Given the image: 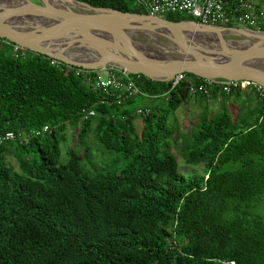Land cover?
<instances>
[{"label":"trees","instance_id":"trees-1","mask_svg":"<svg viewBox=\"0 0 264 264\" xmlns=\"http://www.w3.org/2000/svg\"><path fill=\"white\" fill-rule=\"evenodd\" d=\"M77 1L145 14L135 0ZM185 76L171 90L138 75L143 95L166 102L163 111L149 107L138 134L142 97L117 105L49 58L0 46V133L50 128L0 146V264H264V100L250 91L255 100L234 118L226 103L241 92L215 89L222 109L208 117V97L195 93L201 116L179 138L167 117L191 95L189 82L204 81ZM87 109L95 116L84 120ZM67 125L78 129L74 147ZM175 149L205 171L185 177ZM99 152L106 158L96 162Z\"/></svg>","mask_w":264,"mask_h":264},{"label":"water","instance_id":"water-1","mask_svg":"<svg viewBox=\"0 0 264 264\" xmlns=\"http://www.w3.org/2000/svg\"><path fill=\"white\" fill-rule=\"evenodd\" d=\"M65 1L75 7L56 6L48 0H0V38L84 70L112 67L157 82H170L183 73L207 81H246L264 88L262 31L170 22ZM191 32L206 38H192ZM253 33L258 36L250 41Z\"/></svg>","mask_w":264,"mask_h":264},{"label":"built area","instance_id":"built-area-1","mask_svg":"<svg viewBox=\"0 0 264 264\" xmlns=\"http://www.w3.org/2000/svg\"><path fill=\"white\" fill-rule=\"evenodd\" d=\"M137 6L146 15L160 19L174 14H180L190 18L203 26L219 27L224 29H245L260 31L264 24V0H135ZM9 45L13 55L24 57L31 52L5 39L0 38L1 45ZM51 66L59 68L63 73H74L75 77L93 92H102L115 97L117 105L130 97H146L137 87L138 75H133L125 70L112 67H104L98 71L84 70L72 67L58 60L49 58ZM104 73L107 77H104ZM183 73L177 74L171 81V90L179 83L186 80ZM190 91L202 93L211 97L212 91L220 89L225 94L253 90L260 99L264 100V88L246 81H207L194 85L189 82ZM135 114L139 118H146L152 114L149 107L137 106ZM83 119L87 120L95 116L91 109L82 110ZM50 132L48 126L32 130L28 135L13 133L10 131L0 133V146L16 140L27 141L30 137H39ZM231 264H234L233 262Z\"/></svg>","mask_w":264,"mask_h":264},{"label":"rangeland","instance_id":"rangeland-1","mask_svg":"<svg viewBox=\"0 0 264 264\" xmlns=\"http://www.w3.org/2000/svg\"><path fill=\"white\" fill-rule=\"evenodd\" d=\"M32 1L35 2V0H32ZM225 38L236 40V41L242 40V38L230 37V36H225ZM139 40L142 42H145L144 38H139ZM200 40L204 41V39H200ZM160 44L167 45L164 42H160ZM104 77H107L106 73H104ZM142 105L150 107V108H158L163 111L165 109L166 102H165L164 97H160L152 101H148L147 103L142 104ZM208 106H209L208 107V117H212L218 114L222 109L221 105L218 103L217 104L210 103L208 104ZM238 106L239 105L237 103H234L232 106L230 105L228 106V109L234 118L236 117ZM203 107L204 105L200 103L199 97L196 96L195 93L191 92V95L188 97L187 101L183 103L174 114L168 115L167 117L168 125L175 124L179 138L186 136V135H190L196 129V125L199 121V117L201 116ZM162 111L161 112L159 111L157 115H161ZM135 127H136V132L139 134L143 127V123L141 119L138 118V122H136ZM77 130L78 129L76 127H70L69 125L66 126L65 133L67 135V142H66L67 147H74L77 145ZM94 147L95 146H93V148ZM63 153H64V148H63ZM173 154L175 155L177 159L179 172L183 174L185 177H190L192 175H201L206 169L204 164H201L198 166L186 164L180 152H178V150L176 151V149L174 150ZM101 156H104L106 158V155L99 152L95 156L96 157L95 161ZM8 160L11 164L15 165V162L12 158L9 157Z\"/></svg>","mask_w":264,"mask_h":264},{"label":"crops","instance_id":"crops-1","mask_svg":"<svg viewBox=\"0 0 264 264\" xmlns=\"http://www.w3.org/2000/svg\"><path fill=\"white\" fill-rule=\"evenodd\" d=\"M252 92L253 90H247V91H243V92H241V94L239 95V97L236 99V98H234V97H232L231 99H229L228 100V102L226 103L227 104V107L230 105V106H232L234 103H237L239 106H238V108L240 107V104L243 102V101H245L246 100V98L248 97V96H252L253 97V99L255 100V98H254V94L252 95V94H249V92ZM250 92V93H251ZM152 100H154L153 98H147V97H144V98H142V99H140L139 100V103H140V106L142 105V104H145V103H147L148 101H152ZM221 101H222V99H221V97L219 96L218 98H216V99H211L210 97L207 99V101H206V103L207 104H210V103H215V104H220V105H222L221 104ZM139 105V104H138ZM143 106V105H142ZM143 107H147V106H143ZM138 118L139 117H137L135 120H134V126H135V124H136V122H138ZM140 119V118H139ZM135 129H136V127H135Z\"/></svg>","mask_w":264,"mask_h":264},{"label":"bare ground","instance_id":"bare-ground-1","mask_svg":"<svg viewBox=\"0 0 264 264\" xmlns=\"http://www.w3.org/2000/svg\"><path fill=\"white\" fill-rule=\"evenodd\" d=\"M50 3L56 5V6H61V7H71V6H74L75 7V4L71 3V2H68V1H65V0H48ZM190 37L192 38H195V37H200V38H206L205 36H203V34L201 33H196V32H191L189 33ZM256 36H258V34L256 33H253L251 34V37L249 38L250 41L251 40H254L256 38Z\"/></svg>","mask_w":264,"mask_h":264}]
</instances>
